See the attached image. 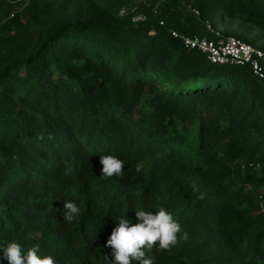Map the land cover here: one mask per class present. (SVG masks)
I'll use <instances>...</instances> for the list:
<instances>
[{"label":"trees","instance_id":"obj_1","mask_svg":"<svg viewBox=\"0 0 264 264\" xmlns=\"http://www.w3.org/2000/svg\"><path fill=\"white\" fill-rule=\"evenodd\" d=\"M216 12L264 50V0H0V241L105 264L115 216L164 207L187 239L154 264H264L262 82L170 34Z\"/></svg>","mask_w":264,"mask_h":264},{"label":"clouds","instance_id":"obj_2","mask_svg":"<svg viewBox=\"0 0 264 264\" xmlns=\"http://www.w3.org/2000/svg\"><path fill=\"white\" fill-rule=\"evenodd\" d=\"M101 176L103 178L122 175L124 160L114 155H99ZM142 164H137L135 170L140 172ZM63 218L71 222L80 213L79 205L73 200H65ZM136 223L127 218L124 213L115 216V225L105 242L110 253L103 254L105 264H154L147 252L154 247L157 250H170L178 239H187V233L181 232L179 221L173 213L164 207L155 211L148 208L134 209ZM179 234V236H178ZM0 255L7 264H55L50 255H42L38 244L32 245L26 251L15 240L0 241ZM111 257V258H110Z\"/></svg>","mask_w":264,"mask_h":264},{"label":"built area","instance_id":"obj_3","mask_svg":"<svg viewBox=\"0 0 264 264\" xmlns=\"http://www.w3.org/2000/svg\"><path fill=\"white\" fill-rule=\"evenodd\" d=\"M198 15V10L192 9ZM123 12V10H121ZM133 20L143 19L142 15L132 16ZM210 36H191L176 30H170L171 36L188 48H193L205 55L207 60L216 64L247 66L251 73L262 82L264 94V50L234 35H224L209 21H204ZM258 211L264 215V193L258 198Z\"/></svg>","mask_w":264,"mask_h":264},{"label":"rangeland","instance_id":"obj_4","mask_svg":"<svg viewBox=\"0 0 264 264\" xmlns=\"http://www.w3.org/2000/svg\"><path fill=\"white\" fill-rule=\"evenodd\" d=\"M211 23L214 27H217V29L229 31L231 33H239L241 31L235 22H230L227 19H224L221 17L219 12H216L214 16L212 17ZM255 35V34H252Z\"/></svg>","mask_w":264,"mask_h":264}]
</instances>
